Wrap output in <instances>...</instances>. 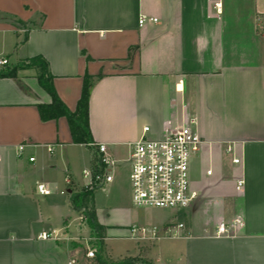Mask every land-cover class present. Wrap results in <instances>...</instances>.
Instances as JSON below:
<instances>
[{"label": "crops", "instance_id": "1", "mask_svg": "<svg viewBox=\"0 0 264 264\" xmlns=\"http://www.w3.org/2000/svg\"><path fill=\"white\" fill-rule=\"evenodd\" d=\"M142 15L157 22L140 26ZM261 26L264 0H0V60L43 57L71 112L84 77L102 76L91 91L89 128L117 168L118 150L130 154L145 127L162 137L193 122L203 144L192 162L205 165L191 169L196 199L168 214L117 202L122 220L111 212L102 220L93 206L104 234L114 229L131 239L132 227L156 229L154 240L137 241L154 264H264ZM36 75L28 69L0 79V264H97L78 239L82 225L96 236L70 203L71 192L86 186L73 169L93 168L96 151L73 142L66 118L42 121L38 106L51 97ZM121 182L113 175L116 198ZM39 184L51 195H41ZM175 215L185 221L173 222ZM235 219L243 222L235 235L217 236L220 221Z\"/></svg>", "mask_w": 264, "mask_h": 264}, {"label": "built area", "instance_id": "2", "mask_svg": "<svg viewBox=\"0 0 264 264\" xmlns=\"http://www.w3.org/2000/svg\"><path fill=\"white\" fill-rule=\"evenodd\" d=\"M148 21L157 22V19L142 15L139 24L143 26ZM6 64V60H0V66ZM202 144V138L194 130L193 122L190 125L168 129L162 137H153L151 128L145 127L141 137L129 144V179L134 205L147 209L178 211L188 208L197 197L191 185L190 163L199 153ZM90 147L96 151V160L93 168L85 169L82 173L83 178L87 180L85 188H101L113 181V173L120 162L108 153L106 144L92 143ZM19 150L21 152L23 146ZM228 152H231V149H228ZM30 160L33 161L34 158ZM233 163L239 164L240 160L235 158ZM66 182L71 185L70 180L67 179ZM242 185L243 182L238 183V191ZM37 190L43 196L51 195V191L43 184H39ZM242 226L240 219H235L232 223L220 221L217 236L235 235L238 227ZM130 234V238L135 241H150L156 238L157 230L132 227ZM41 238L58 240L57 235L51 233H44ZM86 250V257L94 259L95 250L89 246Z\"/></svg>", "mask_w": 264, "mask_h": 264}, {"label": "trees", "instance_id": "3", "mask_svg": "<svg viewBox=\"0 0 264 264\" xmlns=\"http://www.w3.org/2000/svg\"><path fill=\"white\" fill-rule=\"evenodd\" d=\"M24 26V23H20ZM27 40V34L24 36L21 44ZM34 69L37 72L36 79L40 87L51 97V103L47 105H39L38 109L42 121L58 120L66 118L75 144L88 145L94 143L89 128L88 108L89 99L93 86L101 79L102 76L84 77L82 95L78 102L75 112H71L58 97L54 85L53 76L49 71L47 61L41 57H33L20 61L17 64H6L0 67V79L8 78L17 80L18 73L22 70ZM21 85V84H20ZM99 187L83 188L81 191H72L70 194V203L74 210L81 214L84 222L91 228L96 236L95 260L97 264H154L149 258L141 255L137 257H128L119 262L106 261L102 258V240L104 238V228L101 227L96 219L93 210V197L95 191Z\"/></svg>", "mask_w": 264, "mask_h": 264}, {"label": "rangeland", "instance_id": "4", "mask_svg": "<svg viewBox=\"0 0 264 264\" xmlns=\"http://www.w3.org/2000/svg\"><path fill=\"white\" fill-rule=\"evenodd\" d=\"M262 33L264 34V27L261 26ZM3 67V66H0ZM119 153V157L122 159V163L120 164L119 168L115 169L114 171V175L119 176L121 178V184L122 187L120 189V197L116 198L115 193H113L112 191V184H106L103 187H101L100 190L95 191L94 193V197H93V206L94 208H96L97 210H100L102 212L101 218L102 220L108 218V214L111 212V217L112 215H116L117 219L122 220L128 217L121 214H116V207L119 206L117 205L119 202V204H122L125 207H132L135 209H147V208H140L136 205H134V203L132 202V189H131V195L130 197L127 196V192H126V184L128 182L129 179V168H130V164L128 163V159H129V154L127 151V148L125 147H121L118 150ZM200 161H196L193 160V162L191 161L190 163V177H192V173H191V169L192 167H194L196 165L197 170L202 169L203 167H205V165H202V163L200 164ZM91 167L89 166H77L76 168L73 169V177L75 179L76 182H78L80 184L81 187H84L85 185H87V180H85L82 176L83 170L87 169L90 170ZM128 187V186H127ZM131 187V184H130ZM118 200V201H117ZM149 211H162V212H166V214L168 213H173L174 210H168V209H151ZM174 215V214H172ZM121 218V219H120ZM174 221L176 223L179 222H184V218L182 215H175L174 216ZM108 222V220H107ZM107 230V229H106ZM111 230L108 233H103V235L105 236L102 240V258L106 261H112V262H119L124 260L125 258L128 257H136L140 255V248L139 244L137 243V241L135 240H131L125 237H119L117 236V234L115 233L114 229H109ZM114 230V232L112 231ZM117 230V229H116ZM105 231V230H104ZM123 231V230H122ZM106 232V231H105ZM123 233V232H122ZM130 231L128 232V237H130ZM81 247L80 250L82 252H84V250L86 249V247H90L92 249H96V239L93 240L90 234V230L86 225H82L81 227V233L78 235ZM86 241V242H85ZM95 259V258H94Z\"/></svg>", "mask_w": 264, "mask_h": 264}]
</instances>
